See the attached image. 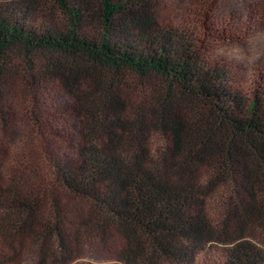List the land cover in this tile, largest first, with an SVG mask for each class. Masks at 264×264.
Wrapping results in <instances>:
<instances>
[{"label":"trees","instance_id":"16d2710c","mask_svg":"<svg viewBox=\"0 0 264 264\" xmlns=\"http://www.w3.org/2000/svg\"><path fill=\"white\" fill-rule=\"evenodd\" d=\"M165 1L0 0V264H264V62Z\"/></svg>","mask_w":264,"mask_h":264},{"label":"rangeland","instance_id":"374dc122","mask_svg":"<svg viewBox=\"0 0 264 264\" xmlns=\"http://www.w3.org/2000/svg\"><path fill=\"white\" fill-rule=\"evenodd\" d=\"M189 0H166L162 5L163 18L177 16ZM201 19L215 24L220 31L207 39L209 51L214 57L234 64L246 74H253L255 67L264 62V27L257 25L243 29L244 8L251 6L254 17L259 23L264 19V0H193ZM232 19V20H231ZM259 19V20H258ZM199 23V22H198ZM243 25V26H242ZM250 26V25H249ZM239 29L236 34L235 29ZM231 34L232 37H227ZM259 68V67H258ZM202 264H212L204 262Z\"/></svg>","mask_w":264,"mask_h":264}]
</instances>
